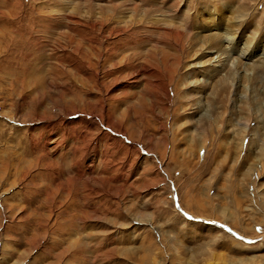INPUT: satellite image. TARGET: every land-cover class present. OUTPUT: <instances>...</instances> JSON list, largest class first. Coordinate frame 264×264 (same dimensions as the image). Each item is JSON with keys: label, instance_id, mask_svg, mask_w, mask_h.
Returning <instances> with one entry per match:
<instances>
[{"label": "rangeland", "instance_id": "374dc122", "mask_svg": "<svg viewBox=\"0 0 264 264\" xmlns=\"http://www.w3.org/2000/svg\"><path fill=\"white\" fill-rule=\"evenodd\" d=\"M0 264H264V0H0Z\"/></svg>", "mask_w": 264, "mask_h": 264}]
</instances>
